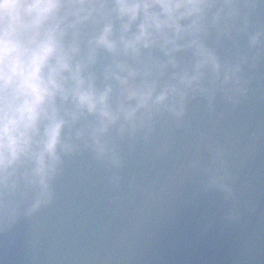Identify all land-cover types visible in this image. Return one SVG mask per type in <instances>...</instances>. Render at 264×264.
Returning <instances> with one entry per match:
<instances>
[{
  "label": "clouds",
  "instance_id": "clouds-1",
  "mask_svg": "<svg viewBox=\"0 0 264 264\" xmlns=\"http://www.w3.org/2000/svg\"><path fill=\"white\" fill-rule=\"evenodd\" d=\"M264 0H0V232L53 199L82 148L121 164L118 140L185 116L190 97L247 93L264 57ZM216 33V46L208 42ZM247 36V51L237 37ZM232 41L231 55L219 46ZM147 138V137H145ZM208 187L232 195L216 150Z\"/></svg>",
  "mask_w": 264,
  "mask_h": 264
},
{
  "label": "water",
  "instance_id": "water-1",
  "mask_svg": "<svg viewBox=\"0 0 264 264\" xmlns=\"http://www.w3.org/2000/svg\"><path fill=\"white\" fill-rule=\"evenodd\" d=\"M257 21L264 23V6H261L257 10L256 15L253 17L254 24ZM237 39L239 41L241 50L247 51V36L241 34L237 37ZM208 42L213 46H216V33L214 31L210 34ZM225 43L228 44V48H226L228 49L227 52H224L223 49H221V47H224ZM233 49L234 43L232 41H224L223 44L219 46V51L222 57L231 55ZM245 74L248 77L247 93L240 97L239 101L236 103L227 100L228 103L226 107L227 109L229 108L231 115L226 114L227 117L219 118L217 121H211L210 119L202 118L199 120L198 125L193 124L192 126L193 132H203L205 135H209L211 132L216 131L217 136L220 137L226 132L227 129L232 128V123H235L234 118L241 120L239 124V126H241V130L239 131L240 135L235 136L234 141L229 142V139L224 141L227 147V152L224 154V159L226 160V165L231 164L227 169L230 173L229 183L232 187L233 198L241 195L243 192H245L243 193L244 195L247 193L252 194H247L250 196V199L245 201L247 203L238 204L239 201H242L241 199L237 200V203H234L235 212L233 213V219L237 221L233 222L232 225L239 227L241 226L242 221L247 222L249 219H251L250 222L255 225V232L259 231L261 238L259 236L256 237L258 243L251 246L250 249L248 248L249 251L243 255L242 259L237 256L239 260L236 262L229 260L226 262L222 260V262L220 261L217 264H264V196L262 199H260L259 195L254 194V192L261 194L259 188L254 186V183H256L257 180L259 183H264V176L262 179H258V173L260 172L259 168L264 167V143L261 139V137H264V79L260 78V76L264 75V57H262L259 62L256 63L255 67L246 65ZM211 108L213 110L219 109L218 105L215 103H212ZM210 117L212 119H216L217 115L216 113H211ZM165 132L171 131L166 130ZM152 137H154L153 134ZM119 141L120 140H118V143ZM193 142H195V139ZM193 142L190 144L191 147H194ZM203 142H205V139ZM119 146L121 150H129L128 148H123L120 143ZM216 148L220 151H224L223 142L219 143ZM91 156L95 158L96 163L101 162V160L97 159L93 152ZM210 158L212 157L210 156ZM199 159H201L200 156ZM194 164L198 165L199 163L197 162ZM206 164L208 169L210 165L207 161ZM107 169L110 170L109 167H107ZM207 169L199 173L200 178H197V181L201 184L208 182L209 173ZM80 174V165H73L67 169L66 163H64L62 166V174H60L53 182V199L51 202L57 203L59 201L64 189L71 185V181L76 183V186H80L86 190H89L90 186L86 184L88 181L85 180V178H81ZM214 189L216 196L226 195L220 189ZM210 190L213 191V188H210ZM93 191L97 192L95 189H90V192ZM88 201L92 202L89 199ZM133 202L136 203L135 201ZM248 203H251L253 207H249ZM89 206H92V204ZM45 211L47 212L45 213ZM52 211H54L55 217L60 219L62 218V220H65L72 215L71 207L67 206L64 209L58 208L57 211V209H51V204L49 202L43 205L31 216H22L11 228L1 233H4L10 238H12L13 233L16 234L19 231L26 233L28 240L24 247L27 248V252L30 254H35V252L39 253L36 254L38 260L40 261L39 264H53L54 261H58L59 264L66 262L67 264H72L74 262L77 263V260L80 257L74 258V256H72V250L74 249L70 246L72 243L76 246L77 242L79 243V246L84 248L83 254L85 252H89L88 254L92 259L93 256L90 254L89 242L85 237H83L80 230L76 231V229H71V227L68 226V229L66 228L64 230H71V232L68 233L65 238L64 236L62 237L60 235V231H44L47 226L42 224L43 218L46 217L45 215L49 216ZM156 214V211L149 213V215H152L153 217H156ZM75 217L76 216L73 215L71 220H75ZM110 235L114 236V234L111 232ZM254 235H256V233ZM68 237L73 241H70L69 239L67 240L66 238ZM96 237L100 240L98 241L99 244L109 250V255H107V257L113 256L115 248L113 246L108 247L104 245V241L109 242V235L106 232H99ZM37 240H43V242L46 244V247L45 245H42V248L40 249L38 245H33L35 242H37ZM31 241L33 244H31ZM122 242L133 249L137 246L133 240L122 238ZM185 247L186 245H184L183 248ZM0 248L5 249L7 252L14 253L13 249L8 248L7 244H5V241L3 243L1 239ZM117 253L122 255L125 253V250L121 249ZM135 254L138 256V252H135ZM208 257L217 258L216 256H213L211 252L203 253L202 251H198V253L194 254L193 256L182 258L181 261L183 264H200L201 260H206ZM221 258L224 260L227 259H225L224 254H221ZM81 263H83V261Z\"/></svg>",
  "mask_w": 264,
  "mask_h": 264
}]
</instances>
